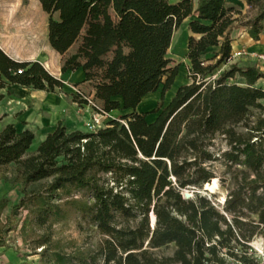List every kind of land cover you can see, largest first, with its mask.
Returning <instances> with one entry per match:
<instances>
[{
  "label": "trees",
  "instance_id": "trees-1",
  "mask_svg": "<svg viewBox=\"0 0 264 264\" xmlns=\"http://www.w3.org/2000/svg\"><path fill=\"white\" fill-rule=\"evenodd\" d=\"M39 1L51 16L58 13V19L49 20V42L58 53L67 52L84 28L82 50L88 49L90 36L97 39L93 51L104 54L112 48L115 38L105 32L103 3L92 16L94 0ZM241 1L255 12L245 25L249 36L259 40L264 0ZM111 3L118 31L132 50L129 89L121 106L125 113L96 131L69 132L60 122L33 153V131L19 132L13 124L0 131V168L14 166L22 192L0 226V246L17 228L16 215L23 208L28 212L21 235L33 250L42 248L40 264H96L99 258L103 264H257L250 242L264 235V88L257 86L264 70L231 64L209 79L231 60V32L241 10L228 0ZM192 15L187 46L191 82L164 104L180 68L171 66L168 51L175 32ZM96 17L100 22H94ZM212 48L218 50L203 58ZM110 59L109 66L118 64L113 74L121 68L120 55ZM236 76L246 83L231 81ZM12 85L51 93L63 81L39 61H16L0 47V88ZM160 86L156 107L139 112L143 98ZM72 100L89 103L80 93ZM149 114L155 115L153 121ZM217 135L228 146L219 157L211 149ZM218 159L231 174L220 206L201 192L215 178L211 163ZM186 190L191 198L184 196ZM6 203L0 202V213ZM74 214L103 235L96 255L67 252L54 239V225ZM170 243L176 246L171 258L156 255L155 249Z\"/></svg>",
  "mask_w": 264,
  "mask_h": 264
},
{
  "label": "crops",
  "instance_id": "crops-1",
  "mask_svg": "<svg viewBox=\"0 0 264 264\" xmlns=\"http://www.w3.org/2000/svg\"><path fill=\"white\" fill-rule=\"evenodd\" d=\"M228 2L243 8L248 7L241 0H228ZM45 14L47 13L42 9L39 0H0V47L16 61H39L52 75L63 81V87L51 93L17 85L0 88V131L7 125L13 124L19 132L26 129L33 131L35 134L34 141L37 140L40 143L48 134L55 131L60 122L69 132L84 131L83 120L89 117L91 107H97L100 111L103 100L104 103L105 101L107 103L103 105L104 107L111 103L120 106L129 89L125 94L120 93V85L123 83V79L120 77L116 80L114 78H110L111 80L101 78L104 73L103 68H101L100 79L95 81L94 78H91L92 76L85 72L80 63L73 61L74 55H79L82 48L86 28L67 52L60 54L54 50L49 43L47 25L42 38L41 18ZM191 34L190 32L189 36ZM241 34L242 37L240 38L239 35ZM231 37L233 39L232 51L240 48L248 49L247 51L251 54L264 51L262 50L264 49V41H262L264 33L261 34L260 40L254 41L249 36L247 28L243 30L233 28ZM240 43L245 44V46L241 47ZM183 44L185 48L182 53L187 54L188 40L183 39L179 43L180 46ZM174 45L175 35L168 51V57L171 49H174ZM212 49L213 51L218 50L217 48ZM115 53L116 51L110 52L111 58L114 57ZM177 78L178 76L167 91H174L167 103L175 95L177 89L183 85L177 84ZM239 79L238 83H246L244 78L239 77ZM173 87L175 88L172 89ZM158 92L159 90L147 94L137 110L149 112L150 109H154L159 101ZM75 93H80L89 103L74 102L72 95ZM143 105L149 109L144 110L146 107ZM154 118L155 115L153 114L147 116L148 121H153Z\"/></svg>",
  "mask_w": 264,
  "mask_h": 264
},
{
  "label": "rangeland",
  "instance_id": "rangeland-1",
  "mask_svg": "<svg viewBox=\"0 0 264 264\" xmlns=\"http://www.w3.org/2000/svg\"><path fill=\"white\" fill-rule=\"evenodd\" d=\"M171 1L175 2L178 0H171ZM193 1L197 3L198 0H193ZM100 3L104 4V5L102 4L104 6L103 8L106 11V14H108L107 17L108 23L106 22L104 26V28L106 27L105 32L115 38L114 42L112 43L113 44L112 48L105 51L104 54H100L99 52L93 51L92 49L95 47L94 44H97V39L91 38L90 36L88 37L89 39H87L88 49L86 48L83 50L80 49L79 55H74L73 61L75 63L76 62L80 63L82 65V68L85 70V72H87V74L92 76L91 78L92 79L94 78L95 81L98 78L100 79L101 76L100 72H102L101 68L104 69L103 71L104 73L101 76V78L104 79L114 78L115 80L119 77L122 78L123 83L122 85H120L121 86L120 93L125 94V92L128 89V78L132 68V50L122 39V35L118 31V18L112 8L111 0H94V3L91 6V11H90L91 15L93 16V13L96 11L97 6H99ZM237 6H238V10H241V13L235 14V17L238 18V20L236 23H234L233 28L243 30L244 28H246L245 25L246 22L255 15V12L252 11L249 7L243 8L240 5ZM50 17H52L53 19H58V13H54L52 16L48 13L42 15L41 18L42 38L44 37V29L46 25L48 26V38H49ZM195 18L196 15H192L186 18L181 24L180 28L174 34L175 45H174V49H171L169 53V57L173 59V61L171 62V66H174L176 64L180 65L179 74L176 81L177 84H186L191 82L188 72V66L190 62L187 58V54L182 53L184 51L185 45L183 44L180 46L179 43L183 39L188 40L190 34L188 24L190 20ZM100 20L101 18L99 19L98 17H96V19H94V22L98 23L100 22ZM92 37L94 36L92 35ZM239 37L241 38L242 34L239 35ZM262 41H264V38ZM240 46L241 47L245 46V44L240 43ZM111 51L113 52L116 51V53L119 52L120 62L118 63L119 66L121 65V68L119 69L117 68L118 70L113 74L111 73V71L113 70L114 66L118 64L115 62L116 65L115 63H113L109 66L108 62H110L111 60L110 59ZM260 53H264V51L256 52L254 54H260ZM212 54H213V49H210L203 55V58H211ZM254 54L249 53L248 56L237 58L235 59L234 62L222 64L212 73L209 79L214 80L218 78L223 71L227 70L231 66V64H237L238 66L241 67L256 65L259 66L262 70H264V64L258 61V59H254L255 58ZM209 62H214V60H209ZM239 80H240L239 77L236 76L231 81L239 82ZM257 86L264 88V79H261L257 83ZM174 88L175 87H173L172 89ZM110 91H112V89H110ZM160 91H161V86L158 92L159 100L161 96ZM172 94H174V91L167 92L165 94L164 104L167 103V101L169 100ZM101 103L103 105L107 104L106 101L104 103V100L101 101ZM101 103L100 106L102 105ZM262 104L264 105V100L262 101ZM103 105L101 106L102 108L100 109V111H97L91 107L89 117L88 118L86 117L83 120L84 131L86 132L88 131V124H92L95 118L99 121L98 126L102 128L105 127L108 121L111 120L112 118H119L121 117L122 114L125 113V111L121 110L122 105L118 106L115 104L113 105L112 103L106 107H104ZM143 106L146 107L145 105ZM148 109L149 108L146 107V109L144 110H148ZM39 144L40 142L35 140L31 148L29 149V153L35 152ZM211 149L216 153L217 157H219L223 151L228 149L226 140L223 135H217L215 137L214 145L212 146ZM211 168L215 172V178L218 181V187H215L214 189L212 188L209 189L206 186H204L201 192L203 194H208L209 196H211L212 200L215 201L220 206L224 203L228 193V188L231 185V174L221 159L212 162ZM13 169H14L13 165L6 168H0V202L3 200H6L7 202L6 205L2 208L0 213V226L1 224H5L7 222V217L11 215L13 206H15L22 197L20 183L14 180L15 175ZM212 182L213 180L210 183ZM186 192L192 193L191 191L188 190H186ZM27 212H28L27 209L22 208L19 210L18 214L16 215V220L18 221L17 228L12 231H9L7 235L4 236L3 240L5 242V245L0 246V264H40L41 263L42 248L33 250L32 249L33 245L30 242L26 243L24 241L23 236L21 235L20 229ZM151 219H153L152 216ZM53 236L55 240L61 242L64 248H66L67 252H73L76 249H80L83 251L90 252L91 255H96V251L98 249L99 243L104 238L103 235L94 225L83 222L80 219L79 214H74L70 219L55 224L53 227ZM258 240L260 244L256 246L255 243ZM263 243H264L263 234H259L255 236L253 240L250 242V246L253 252L255 251L254 247H259ZM175 248H176L175 244L170 243L168 245L162 246L161 248L155 249V253L157 256L161 258H171L173 256ZM229 262L235 263V261L231 259H229ZM96 264H103V261L99 258Z\"/></svg>",
  "mask_w": 264,
  "mask_h": 264
},
{
  "label": "built area",
  "instance_id": "built-area-1",
  "mask_svg": "<svg viewBox=\"0 0 264 264\" xmlns=\"http://www.w3.org/2000/svg\"><path fill=\"white\" fill-rule=\"evenodd\" d=\"M249 52L245 48H240L232 51L231 62H234L235 59L248 56ZM255 59H258L261 63L264 64V53L254 54ZM99 125V121L95 118L92 124H88V131H96L97 129L101 128ZM254 257L257 260V264H264V243L261 244L259 247H254Z\"/></svg>",
  "mask_w": 264,
  "mask_h": 264
},
{
  "label": "bare ground",
  "instance_id": "bare-ground-1",
  "mask_svg": "<svg viewBox=\"0 0 264 264\" xmlns=\"http://www.w3.org/2000/svg\"><path fill=\"white\" fill-rule=\"evenodd\" d=\"M206 187L209 188V189H210V188L214 189L215 187H218V181H217V179L214 178L212 183H207V184H206ZM153 219H154V218H153ZM255 244H256V246L259 245V244H260L259 240L256 241Z\"/></svg>",
  "mask_w": 264,
  "mask_h": 264
},
{
  "label": "water",
  "instance_id": "water-1",
  "mask_svg": "<svg viewBox=\"0 0 264 264\" xmlns=\"http://www.w3.org/2000/svg\"><path fill=\"white\" fill-rule=\"evenodd\" d=\"M206 186V185H205ZM207 189V188H206ZM184 196L186 197V198H191L193 195H192V193H189V192H184ZM153 223H155V216H154V219H153Z\"/></svg>",
  "mask_w": 264,
  "mask_h": 264
}]
</instances>
